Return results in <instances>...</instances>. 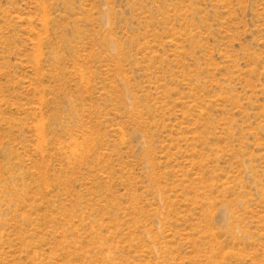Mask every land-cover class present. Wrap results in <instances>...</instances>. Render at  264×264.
<instances>
[{"label": "rangeland", "instance_id": "1", "mask_svg": "<svg viewBox=\"0 0 264 264\" xmlns=\"http://www.w3.org/2000/svg\"><path fill=\"white\" fill-rule=\"evenodd\" d=\"M0 264H264V0H0Z\"/></svg>", "mask_w": 264, "mask_h": 264}]
</instances>
